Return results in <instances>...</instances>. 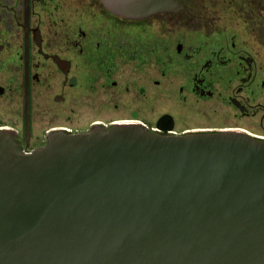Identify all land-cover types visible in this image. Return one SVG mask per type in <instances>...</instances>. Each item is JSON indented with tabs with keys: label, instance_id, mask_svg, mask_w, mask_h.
Listing matches in <instances>:
<instances>
[{
	"label": "water",
	"instance_id": "water-1",
	"mask_svg": "<svg viewBox=\"0 0 264 264\" xmlns=\"http://www.w3.org/2000/svg\"><path fill=\"white\" fill-rule=\"evenodd\" d=\"M99 1L132 19L182 8ZM0 264H264V141L120 123L25 152L0 129Z\"/></svg>",
	"mask_w": 264,
	"mask_h": 264
},
{
	"label": "flooded vegetation",
	"instance_id": "flooded-vegetation-1",
	"mask_svg": "<svg viewBox=\"0 0 264 264\" xmlns=\"http://www.w3.org/2000/svg\"><path fill=\"white\" fill-rule=\"evenodd\" d=\"M178 2L176 11L132 19L99 0H0V99L20 109V121L0 117V129L25 152L52 133L120 123L170 135L239 131L264 141V0ZM166 26L197 35L164 42ZM168 73L178 75L176 90L163 89ZM164 92L173 98L169 110ZM42 93L63 111L38 127ZM120 107L125 113L115 116ZM84 108L111 112L81 121L76 109Z\"/></svg>",
	"mask_w": 264,
	"mask_h": 264
},
{
	"label": "rangeland",
	"instance_id": "rangeland-1",
	"mask_svg": "<svg viewBox=\"0 0 264 264\" xmlns=\"http://www.w3.org/2000/svg\"><path fill=\"white\" fill-rule=\"evenodd\" d=\"M144 24V23H142ZM147 33H153L154 36H158L159 35V29L156 28H152L149 29L147 28ZM195 33V34H194ZM188 30L186 28H171V27H164L163 28V41L165 42L167 39H172L181 35L184 36H196L197 33ZM181 80V79H180ZM179 78L178 75H173L171 73H168V75L165 78L164 84H163V89L165 90L166 88H168L169 86L175 88L176 90V85L179 83ZM168 92H164V105L162 107V110H169L170 106H169V97ZM172 98V97H170ZM47 96H45L43 93L40 94V97L36 98V100H40V108L39 109H35V121L38 125V127H43V126H48L50 119L49 116L47 115L50 112H57L58 116H61V112L63 111V109L58 108L59 106H56L50 102H48L47 100ZM15 100V99H14ZM171 100V99H170ZM173 100V98H172ZM175 100V99H174ZM42 101V104H41ZM187 107V108H186ZM198 107L197 104H193L192 107L188 108V106H180V109L182 111L186 110H192L193 108ZM16 111L20 112V109H13V102L10 98H2L0 99V117L3 121L6 120H19V115H14V113H16ZM76 112L78 113H83L80 116H83L81 121L87 117V116H101L103 115L104 117L108 116L107 114L109 112H111V109L108 108H84V109H76ZM124 112L125 113V109L123 107H120L119 109H116L115 111V116H120V114ZM48 116V117H45ZM78 122V121H75ZM213 122H218L217 120H213ZM218 123L221 124V122L219 121ZM76 126H81L83 128L87 127V125H83V123H76Z\"/></svg>",
	"mask_w": 264,
	"mask_h": 264
}]
</instances>
